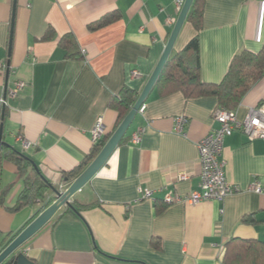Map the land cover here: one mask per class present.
<instances>
[{
	"label": "crops",
	"instance_id": "obj_1",
	"mask_svg": "<svg viewBox=\"0 0 264 264\" xmlns=\"http://www.w3.org/2000/svg\"><path fill=\"white\" fill-rule=\"evenodd\" d=\"M174 2L0 0V100L15 81L24 84L5 107L0 103L2 142L30 159L55 189L65 190L73 180L63 181L64 174L93 148L97 121L104 136L118 127L117 115L108 107L111 98L123 87L137 98L143 90L180 13ZM113 13L119 18L111 24L88 29ZM47 31L51 36L43 39ZM196 35L201 81L218 84L237 52L262 49L264 3L204 0L201 30L196 33L185 22L173 50L181 51ZM65 37L75 42L80 59L65 56L59 45ZM132 71L139 75L132 77ZM143 105L145 111L137 113L125 141L71 198L78 216L60 208L18 253L33 264H223L229 239L264 243V193L249 190L253 182L264 188V139L248 142L239 132L224 139L225 179L237 192L222 201L165 205L168 192L183 198L198 191L196 145L218 127L212 119L218 105L214 97H161L154 88ZM261 106L264 76L242 98L237 120ZM179 116L186 120L183 134L174 132ZM136 132L140 139L134 144ZM24 143L30 146L24 149ZM23 187L15 165L1 157L0 189H9L0 206L3 235L15 238L42 207L7 210ZM139 190L152 192V199H143ZM52 196L49 190L50 204ZM245 216L254 224H243Z\"/></svg>",
	"mask_w": 264,
	"mask_h": 264
},
{
	"label": "trees",
	"instance_id": "obj_2",
	"mask_svg": "<svg viewBox=\"0 0 264 264\" xmlns=\"http://www.w3.org/2000/svg\"><path fill=\"white\" fill-rule=\"evenodd\" d=\"M203 3L204 0H193L185 20L196 33L202 28ZM118 18L119 16L114 13L107 15L97 23L90 25L88 29L95 31L111 24ZM50 36L51 32L47 31L43 39H49ZM59 45L66 51L65 56L67 58H81L79 49L71 38H62ZM263 76L264 44L262 49L256 54L246 50L237 52L231 59L220 83L207 84L202 82L198 37L196 35L181 51L172 50L155 83L154 90L161 97L173 93H180L186 99L214 97L217 101L218 109L235 111L251 86ZM136 101L137 94L128 87H123L117 95L111 98L108 107L117 115V126L129 113ZM109 138L110 135L103 136L102 139L95 143L81 164L72 172L64 174L63 181L76 179L96 158ZM124 141L125 138L123 137L120 144ZM0 157L15 165L18 176L24 184L15 205L12 208H7V210L15 213L40 203L42 207L38 210L36 216L39 215L50 204V201H46V198L52 185L42 177L39 170L34 169L33 162L30 159L19 154L12 147H3L0 151ZM8 191V188L0 189V206L4 205V197ZM72 206L75 211L68 208V213L72 216H78V206H76V203H72ZM92 206L93 204H90L81 208H90ZM241 222L247 225L254 224V220L248 216L242 218ZM13 239L14 236L11 234L3 235L0 233V253ZM222 263L264 264V243L257 240L231 238L224 245Z\"/></svg>",
	"mask_w": 264,
	"mask_h": 264
},
{
	"label": "built area",
	"instance_id": "obj_3",
	"mask_svg": "<svg viewBox=\"0 0 264 264\" xmlns=\"http://www.w3.org/2000/svg\"><path fill=\"white\" fill-rule=\"evenodd\" d=\"M263 2L264 0H257ZM177 10H181L184 0H175ZM5 69V66H1ZM13 73V71H10ZM136 71L131 72L132 77H137ZM24 84L15 81L12 88H8L3 99L0 100L2 106H6V99L15 98L23 89ZM145 106L142 105L138 113L143 114ZM236 111H227L217 109L212 114V119L218 124V127L210 132L206 137L200 140L197 145L198 165H199V185L198 191L180 198L174 196L171 192L164 195L163 202L165 205L177 203L198 204L205 201H222L225 197L237 192V188L229 184L225 179L224 162L221 160L224 139L231 136L234 132L241 133L248 142L264 139V107L251 108L242 121L236 118ZM186 120L183 116L174 119V132L183 134ZM104 136V128L101 120L97 121L92 130L93 144L97 143ZM140 132H136L131 137V143H138ZM30 145L23 144L27 149ZM180 179H183L181 177ZM249 190L256 194H263L264 188L258 183L253 182ZM143 199H152V192L148 190H139Z\"/></svg>",
	"mask_w": 264,
	"mask_h": 264
},
{
	"label": "water",
	"instance_id": "obj_4",
	"mask_svg": "<svg viewBox=\"0 0 264 264\" xmlns=\"http://www.w3.org/2000/svg\"><path fill=\"white\" fill-rule=\"evenodd\" d=\"M192 3L193 0H184L159 62L157 63L143 90L139 94L134 106L116 128L114 133L110 136L100 153L86 167V169L66 187L65 190L61 191L59 189H55L53 186L50 187V191L54 199L53 202L45 207L44 210L41 211L40 214L2 250L0 253V264H33V262H31L23 253H18V249L38 231H40L53 218L60 208L67 207L75 211L71 203V198L76 193L80 192L81 189L97 174V172L105 165L115 149L119 146L121 140L135 119L139 108L144 104L149 94L153 90L166 61L173 50L175 41L183 27V24L185 23ZM3 147L10 146L2 142L1 125L0 151ZM33 167L35 170H38L34 164ZM67 181L68 180H65V182Z\"/></svg>",
	"mask_w": 264,
	"mask_h": 264
}]
</instances>
